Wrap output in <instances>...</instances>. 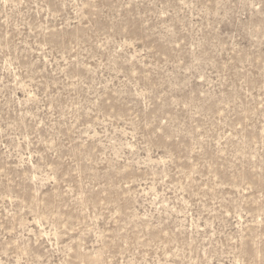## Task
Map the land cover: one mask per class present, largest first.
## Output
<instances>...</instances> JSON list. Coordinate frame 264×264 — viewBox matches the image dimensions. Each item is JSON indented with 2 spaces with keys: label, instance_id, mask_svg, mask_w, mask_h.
<instances>
[{
  "label": "rangeland",
  "instance_id": "obj_1",
  "mask_svg": "<svg viewBox=\"0 0 264 264\" xmlns=\"http://www.w3.org/2000/svg\"><path fill=\"white\" fill-rule=\"evenodd\" d=\"M0 264H264V0H0Z\"/></svg>",
  "mask_w": 264,
  "mask_h": 264
}]
</instances>
